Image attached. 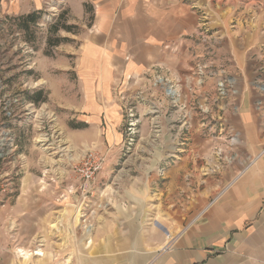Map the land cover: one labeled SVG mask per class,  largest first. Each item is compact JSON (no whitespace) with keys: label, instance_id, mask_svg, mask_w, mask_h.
I'll list each match as a JSON object with an SVG mask.
<instances>
[{"label":"crops","instance_id":"obj_1","mask_svg":"<svg viewBox=\"0 0 264 264\" xmlns=\"http://www.w3.org/2000/svg\"><path fill=\"white\" fill-rule=\"evenodd\" d=\"M50 1L10 0L9 7L14 14H28ZM63 1L78 19L92 14L74 71L83 95L80 121L98 124L121 83L153 78L159 67L180 85V112L166 116L170 108L163 101L157 119L145 120L160 127L179 124L181 130L149 134L148 140L156 137L164 144L134 152L141 154L140 165L104 166L85 191L79 182L45 183L26 159L29 167L20 177L14 173L16 182L2 199L0 264L43 256L34 246L36 253L19 260L16 249L39 242L40 233L54 236L58 212L65 242L47 244L46 264H264V93L245 75L251 45L226 41L223 34L219 48L232 57L235 93L220 99L213 80L190 89L193 77L183 45L200 9L213 10L211 0ZM220 25L226 31V22ZM17 142L21 150L20 137ZM106 156L121 157L118 150ZM81 201L77 223L71 205Z\"/></svg>","mask_w":264,"mask_h":264},{"label":"rangeland","instance_id":"obj_2","mask_svg":"<svg viewBox=\"0 0 264 264\" xmlns=\"http://www.w3.org/2000/svg\"><path fill=\"white\" fill-rule=\"evenodd\" d=\"M218 1L211 0L213 10L200 9L196 28L183 39L189 72L193 77L188 86L190 89L192 86L202 88L210 79L214 81L218 98L235 93V81L229 74L232 57L219 48L226 33V41L239 40L242 45L245 40L251 45L246 50L249 60L245 75L250 77L247 79L250 85L264 93V0H223L222 6L217 5ZM9 2L0 0V178L7 173L10 186L21 176L23 168L29 167L25 163L27 160L30 161L29 169H33L42 181L59 184H80L74 167L89 152L104 156L103 168L106 165H140L141 154L134 152L159 149L160 144H164L156 137L148 140L149 134L157 135L161 129L181 130L179 124L160 127L152 120H145L149 116L157 119L160 113L158 103L163 101L170 108L164 111L166 116L172 117L180 112L177 108L180 94L176 92L180 85L177 81H170L159 67L154 68L153 78L143 75L129 78L126 84L121 83L110 97L105 113L101 110L98 124L81 122L78 116L83 95L74 71L81 39L90 26L92 14L86 12L82 19H78L63 0H52L38 10L40 18L37 23L25 29L19 18L30 13H12ZM223 21L226 22V31L220 25ZM65 26L72 27V30H64ZM203 67L206 68L200 73ZM221 83H224L223 88L218 87ZM38 91L42 92L44 102L33 104L31 100ZM170 91L174 94L170 95ZM188 128L183 127V133H187ZM18 137L21 150L17 147ZM116 150L120 158H107L109 151ZM14 160L18 162L16 165ZM83 204L81 201L80 205H71L77 223H80ZM56 216L54 236L40 233L39 242L29 241L28 247L16 249V252L28 251V255L38 251L34 246L43 249V256H31L26 264H37V259L40 264H46L47 244L63 246L62 214L58 212ZM9 227L12 230L14 226Z\"/></svg>","mask_w":264,"mask_h":264},{"label":"built area","instance_id":"obj_3","mask_svg":"<svg viewBox=\"0 0 264 264\" xmlns=\"http://www.w3.org/2000/svg\"><path fill=\"white\" fill-rule=\"evenodd\" d=\"M205 68L206 67H203L200 70V73H203V70ZM223 84L221 83L218 87L223 88L224 87ZM172 93L173 92L170 91L169 94L171 95ZM104 162H105L104 156H101L97 152H89L74 167V172L80 181L81 191H85L90 185L95 183L99 172L103 168ZM9 186L10 185L8 183L7 177H2V179L0 178V208L4 207V203L2 199L4 195L6 194L7 188H9ZM18 251L19 250H17L16 253H17L18 259H20L19 257L21 256H19Z\"/></svg>","mask_w":264,"mask_h":264},{"label":"trees","instance_id":"obj_4","mask_svg":"<svg viewBox=\"0 0 264 264\" xmlns=\"http://www.w3.org/2000/svg\"><path fill=\"white\" fill-rule=\"evenodd\" d=\"M39 18H40V13H38V11L37 12L35 11V12H32V13L26 15V16H21L19 18V22L23 25V27L25 29H27L30 24H36ZM63 28L66 31H71L72 30V27H69V26H65ZM41 96H42V92L38 91L36 93V97H34L31 100V102L33 104H39L41 102H44V100L41 98Z\"/></svg>","mask_w":264,"mask_h":264},{"label":"bare ground","instance_id":"obj_5","mask_svg":"<svg viewBox=\"0 0 264 264\" xmlns=\"http://www.w3.org/2000/svg\"><path fill=\"white\" fill-rule=\"evenodd\" d=\"M18 254H19V256H21V257H19V258H22L23 256H26V257H27V256H28V257L31 256V254L28 255V254H25V253H23V252H22V254H21L20 251H18ZM36 255H40V254H36ZM41 255H42V254H41Z\"/></svg>","mask_w":264,"mask_h":264}]
</instances>
